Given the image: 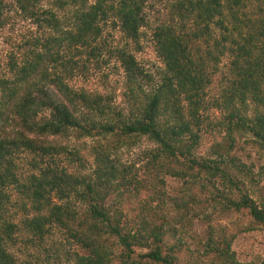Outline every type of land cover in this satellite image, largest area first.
<instances>
[{"label":"rangeland","instance_id":"374dc122","mask_svg":"<svg viewBox=\"0 0 264 264\" xmlns=\"http://www.w3.org/2000/svg\"><path fill=\"white\" fill-rule=\"evenodd\" d=\"M178 1L148 0L144 10L146 25L141 29L138 41L127 39L120 28L112 23H101L102 35L88 49H79L80 53L77 52L79 50L68 51L66 58L70 59L71 56L78 62L68 83L78 91L102 96L103 107L108 112L105 115L90 112L88 115L98 126L106 122L119 126L135 111V99L138 103L143 102L146 95L153 93L161 84L165 64L157 51L155 31L161 26H171L181 31L188 42L191 60H194L195 66H199L197 69L202 70L204 82L201 84L202 90L195 97L199 104L189 101L195 91L180 94L177 84L171 86L167 101L175 104L178 113L174 117L192 122L191 114L198 112L199 125L194 130L199 134L200 142L195 157L199 161H220L225 158L233 182L238 186L233 187L232 182L223 183L222 179L211 180L208 174L196 175L185 167L188 165L182 159L179 161L181 163L164 157L154 159L158 144L147 137L128 139L120 138L117 134L99 135L97 131L93 136H86L74 130L65 137H50V141L65 147L67 152L79 153L81 163H70L65 156L61 162L73 173L89 178L95 177L96 151L106 155L110 165L114 166L116 178L102 188L103 205L114 220L120 221L126 233H137L146 224L160 228L164 234L165 252L173 254L178 259L177 264H217L211 249L223 239L230 241L231 251L239 264H264V228L256 225L246 211L228 209L227 201L220 197L249 194L260 207L264 206V150L244 134L230 136L227 118L232 108H228V90L235 80L232 57L229 53L222 55L215 45L220 31L213 24L208 28L204 23L196 29L194 17L187 22L181 20L180 16L184 14L175 8ZM76 8L78 6L69 4L60 7L58 0H38L34 10L40 13L43 10L51 11L59 18L69 20ZM49 17L39 16L41 20ZM38 19L24 16L16 0H2L0 96L3 95L2 86L5 83L6 86L10 85L18 78L21 67L28 59L32 60L34 52L52 34ZM91 47L96 49L95 53ZM123 50L134 55L144 72L139 79L142 94L137 97L130 96L120 65L119 54ZM47 66L48 72L53 75L55 63L49 61ZM45 85L46 90L56 93L49 80ZM249 108L251 116L254 108L251 105ZM82 112L86 115L89 113ZM51 113V110L43 111L39 121L49 119ZM169 119L167 115L160 121L165 125ZM7 132L14 135L10 128ZM35 162L34 155L21 154L17 168L12 170L19 178L20 186L11 184L7 189L9 197L5 202L6 208L0 211V226L15 224L16 228L13 227L14 234L0 236L17 264H78L77 258L87 255V252L70 231L53 225L46 227L47 234L39 235L32 232L27 224L28 219L36 216L38 201L32 196L33 192L23 185H29L31 175L37 172L33 169ZM52 196L55 204H65L66 201L58 200L55 194ZM75 197L71 198L70 203L76 212L78 226L87 218V208L78 203ZM104 236V245L112 254V264H123L122 248L117 240ZM135 250L134 258L146 253L144 249Z\"/></svg>","mask_w":264,"mask_h":264},{"label":"trees","instance_id":"16d2710c","mask_svg":"<svg viewBox=\"0 0 264 264\" xmlns=\"http://www.w3.org/2000/svg\"><path fill=\"white\" fill-rule=\"evenodd\" d=\"M16 1L24 16L37 20L39 16L49 15L48 19L39 18L38 21L44 23L52 34L34 52L32 60L28 59L21 67L18 78L10 85L5 83L2 86L0 211L6 208L7 189L11 184L20 186L19 178L12 172L18 166V158L21 154H32L36 158L33 169L39 174H32L31 183L23 185L33 192L32 196L38 201L36 216L27 220L32 232L44 235L48 233L46 227L53 225L70 231L87 252V255L77 258L78 264H112V254L104 245V235L117 240L122 248L123 264H177L178 259L165 252L164 234L160 228L146 224L137 233H126L120 221L114 220L103 205L102 188L116 178L114 166L110 165L106 155L96 151L94 178L79 175L63 165L61 160L65 156L70 163H81L80 154L67 152L65 147L52 143L50 137H65L74 130L86 136H93L97 131L99 135L117 134L128 139L147 137L158 144L154 159L164 157L177 162L182 159L188 165L185 167L196 175L208 174L211 180L222 179L223 183L232 182V186L237 187L225 158L199 161L195 157L200 142V136L194 130L199 125L198 112L191 114L192 122L174 117L178 113L175 104L167 101L171 86L177 84L180 94L195 91L189 101L199 104L195 97L202 90L204 77L202 70L197 69L199 66L191 60L185 35L171 26H161L155 31L157 51L165 64L161 84L153 93L146 95L143 102L138 103L135 99V111L121 125L106 122L98 126L88 115L90 112L105 115L108 109L103 107L101 95L92 96L84 90L71 88L68 82L78 62L74 57L66 58L68 51L88 49L102 35L101 23H112L127 39L138 41L141 29L146 25L144 10L148 0H58L63 8L68 4L78 6L69 20H63L51 11L40 13L34 10L38 0ZM175 8L184 14L180 16L184 22L194 17L196 29L205 23L206 27L210 28L213 24L220 31L215 45L222 55L229 53L232 57L231 66L235 75L228 90V108H232L227 118L228 132L230 136L244 134L264 150V0H179ZM38 42L41 43V40L38 39ZM91 48L95 53L96 49ZM77 52L80 53V50ZM119 56L130 96L137 97L142 94L139 79L144 72L130 52L123 50ZM49 61L55 63L53 75L48 72ZM47 80L56 93L46 90ZM249 105L254 108L251 116ZM46 110H51V117L40 122L38 118ZM82 111L89 113L86 115ZM167 115L170 119L164 125L160 119ZM8 128L14 135L7 132ZM52 194L58 200L66 201L65 204H55ZM74 197L87 208V218L78 226L76 212L70 203ZM220 197L227 201L228 209L246 211L256 225L264 228V206L260 207L249 194ZM13 227L16 228L15 224L0 226V234H14ZM231 247L227 239L215 244L211 251L215 253L217 264H239ZM135 248L144 249L146 253L134 258ZM0 264H17L2 236Z\"/></svg>","mask_w":264,"mask_h":264}]
</instances>
